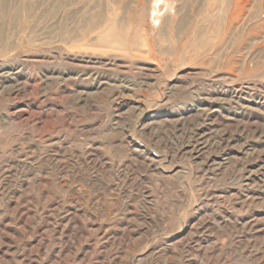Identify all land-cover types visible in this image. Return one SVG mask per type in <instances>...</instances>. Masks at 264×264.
Here are the masks:
<instances>
[{"label":"rangeland","instance_id":"obj_1","mask_svg":"<svg viewBox=\"0 0 264 264\" xmlns=\"http://www.w3.org/2000/svg\"><path fill=\"white\" fill-rule=\"evenodd\" d=\"M157 6L0 0V264H264V0ZM109 59L152 85L49 77Z\"/></svg>","mask_w":264,"mask_h":264},{"label":"bare ground","instance_id":"obj_2","mask_svg":"<svg viewBox=\"0 0 264 264\" xmlns=\"http://www.w3.org/2000/svg\"><path fill=\"white\" fill-rule=\"evenodd\" d=\"M153 4L156 5V7L153 8V12L155 13L157 9L160 11V7L157 6V0H153ZM146 11V10H145ZM148 12V11H147ZM150 12V11H149ZM143 16H145L144 11L141 12L140 14V19H143ZM150 18V16H148ZM154 21H158V19L153 17ZM115 19V23H111L109 29L100 36V41L101 45H105L108 47H112L115 42H118V21ZM122 34V33H121ZM74 63V62H71ZM77 64V63H76ZM4 68H0V82L1 83H15L17 82L18 79V74H20L19 71H14L16 69L9 68V65L7 64H2ZM64 64H61V69L58 70L55 67L51 68L49 70L50 74L49 77L55 80H61L64 81L66 78H71L70 76L73 75L76 78L77 83L75 92H78V95L80 96L82 92H86L84 90L85 86L90 88L89 94H97L105 90V88H110L111 92L119 97L122 94H128L129 91H134L137 88L142 89L145 87H150L152 84L150 83V79L147 80H142L139 79L137 82L131 80L125 71L117 70L119 67V64H117L115 59H109L108 61L104 62L102 65H88V64H82V65H73L72 69L71 67H67ZM117 67V68H116ZM121 67V65H120ZM123 67V66H122ZM157 67H151L154 72H156V75H150L151 77H156L157 78ZM48 69V68H47ZM148 70V69H147ZM148 73V72H147ZM44 74V73H43ZM45 75V74H44ZM46 76V75H45ZM149 77V75H148ZM218 78L220 79H225L223 78L220 74L217 75ZM51 81V80H50ZM154 82V81H152ZM214 83V82H213ZM18 84V83H17ZM16 84V85H17ZM20 86V85H19ZM17 87V86H16ZM83 87V90L81 89ZM172 88L176 87V83L171 86ZM81 89V90H80ZM8 90V89H7ZM207 90V89H206ZM240 94V93H239ZM76 95V94H75ZM131 95V94H130ZM82 96V95H81ZM84 97V96H83ZM116 97V98H117ZM216 97V96H215ZM79 98V97H77ZM229 98V97H228ZM213 99V98H212ZM84 101V100H83ZM239 101V100H238ZM220 103V102H218ZM133 106V105H132ZM135 106V105H134ZM136 107V106H135ZM137 108V107H136ZM202 110V109H201ZM214 110V109H213ZM212 110V111H213ZM245 110V109H244ZM140 112V111H139ZM207 112V111H206ZM222 113V112H221ZM225 114V113H224ZM208 116V115H207ZM119 118V117H118ZM152 119V118H151ZM152 125V124H151ZM170 125V124H169ZM155 126V125H154ZM144 127V125H143ZM123 130V129H122ZM198 141V145H195L196 147H188L186 149H183L182 152L189 153L191 156L194 154L195 158L199 159L202 158L205 152L207 150H210L216 143V141H212L210 135L207 134H201L199 138L196 139ZM214 140V139H213ZM66 146V145H65ZM72 146V145H71ZM185 146V145H184ZM183 147V146H182ZM61 148V147H60ZM67 148V147H66ZM172 148V147H171ZM32 149V148H31ZM215 149V148H214ZM219 149V148H218ZM196 150V151H194ZM97 152V151H96ZM99 153V152H98ZM171 153V152H170ZM75 154V153H74ZM63 155V154H62ZM185 156V155H184ZM149 158V156H148ZM152 162L155 161L154 158H149ZM222 159V158H221ZM223 161V159H222ZM221 160L218 161L216 158H208L207 162L211 164V166H214L216 171H219L222 169L224 166V162ZM172 169H170V174H176L181 170L180 165H172ZM108 168V167H107ZM80 170V169H79ZM42 173V171H40ZM94 172V171H93ZM193 173V172H192ZM38 174V173H37ZM210 175V174H209ZM234 178V177H233ZM251 179V178H250ZM39 180V179H38ZM60 181V180H59ZM64 181V180H63ZM62 181V182H63ZM67 181V180H66ZM61 182V183H62ZM63 185V184H62ZM131 185V184H130ZM79 187V186H78ZM201 187V186H200ZM249 188V187H248ZM91 194V193H90ZM16 195V194H15ZM253 195V194H252ZM57 199V198H56ZM242 200V199H241ZM252 200V199H251ZM94 201V200H93ZM98 205V204H97ZM102 207V206H101ZM103 210V209H102ZM113 210V209H112ZM118 210V209H117ZM241 210V209H240ZM237 218V217H236ZM93 221V220H92ZM118 223V222H117ZM254 227V226H253ZM260 231V230H259ZM201 246V245H200ZM258 249V248H257ZM155 257V256H154ZM244 257V256H243Z\"/></svg>","mask_w":264,"mask_h":264}]
</instances>
